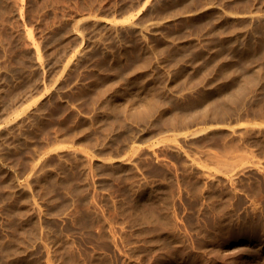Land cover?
I'll return each mask as SVG.
<instances>
[{
    "label": "rangeland",
    "instance_id": "1",
    "mask_svg": "<svg viewBox=\"0 0 264 264\" xmlns=\"http://www.w3.org/2000/svg\"><path fill=\"white\" fill-rule=\"evenodd\" d=\"M49 261L264 264V0H0V264Z\"/></svg>",
    "mask_w": 264,
    "mask_h": 264
},
{
    "label": "bare ground",
    "instance_id": "2",
    "mask_svg": "<svg viewBox=\"0 0 264 264\" xmlns=\"http://www.w3.org/2000/svg\"><path fill=\"white\" fill-rule=\"evenodd\" d=\"M125 16H126V17H125ZM128 18H129L128 15H123V18H122V19H119V20L124 21L125 19L127 20ZM112 20H113V19H112ZM119 20H118V21H119ZM47 249H48V248H47ZM49 250H50V249H49ZM49 255L51 256L50 253H48V256H49ZM48 258H49V257H48ZM49 259H50V261L52 260L51 258H49ZM49 259H48V260H49ZM50 261H49V263H50ZM47 262H48V261H47ZM51 263H53V260L51 261ZM51 263H50V264H51Z\"/></svg>",
    "mask_w": 264,
    "mask_h": 264
}]
</instances>
